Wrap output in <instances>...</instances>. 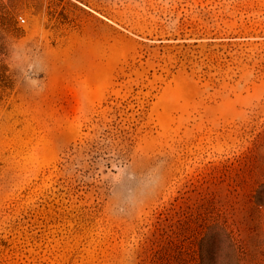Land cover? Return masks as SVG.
Segmentation results:
<instances>
[{
  "label": "rangeland",
  "instance_id": "obj_1",
  "mask_svg": "<svg viewBox=\"0 0 264 264\" xmlns=\"http://www.w3.org/2000/svg\"><path fill=\"white\" fill-rule=\"evenodd\" d=\"M1 7L0 264H264V0Z\"/></svg>",
  "mask_w": 264,
  "mask_h": 264
},
{
  "label": "trees",
  "instance_id": "obj_2",
  "mask_svg": "<svg viewBox=\"0 0 264 264\" xmlns=\"http://www.w3.org/2000/svg\"><path fill=\"white\" fill-rule=\"evenodd\" d=\"M9 15L11 13L8 10L4 7L0 8V41L4 38L2 35L3 26L6 24L4 21ZM9 27H11V24ZM4 55V45L0 44V102L4 100L9 91L13 90L15 85L14 75L9 65L5 62ZM168 220L169 213H166V209H163L153 224L152 237H148L146 240L147 244L143 246L145 247V254L147 253L146 264H151V261L152 264H181L184 259L183 253L180 250L177 251L179 247L176 238L169 233Z\"/></svg>",
  "mask_w": 264,
  "mask_h": 264
},
{
  "label": "built area",
  "instance_id": "obj_3",
  "mask_svg": "<svg viewBox=\"0 0 264 264\" xmlns=\"http://www.w3.org/2000/svg\"><path fill=\"white\" fill-rule=\"evenodd\" d=\"M19 20L22 21V22H24V21H25V18L22 17V16H20V17H19Z\"/></svg>",
  "mask_w": 264,
  "mask_h": 264
}]
</instances>
